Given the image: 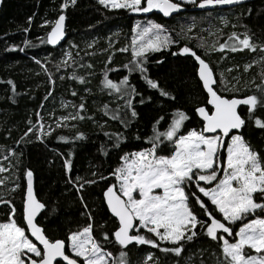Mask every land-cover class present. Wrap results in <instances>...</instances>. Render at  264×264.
<instances>
[{"label": "trees", "instance_id": "trees-1", "mask_svg": "<svg viewBox=\"0 0 264 264\" xmlns=\"http://www.w3.org/2000/svg\"><path fill=\"white\" fill-rule=\"evenodd\" d=\"M61 3L64 0H0V166L6 169L0 172V180L4 181L0 184V197L11 201V204L0 203V222L8 220L10 209L14 206L15 219L24 226V175L30 169L36 197L46 206L37 220L49 238L65 240L67 250L70 232L89 223L80 199L83 196L94 217V236L108 251L118 256L121 248L114 238L111 242L103 241V233H112L117 227L116 220L109 214L103 201V190L114 180L109 178L93 185L85 184L83 190L77 192L74 183H69V177L76 182L77 176L84 180H98V175H92L94 172L108 176L118 166L119 157L125 152L148 147L146 139L152 134L154 122L164 116L165 120L160 125L163 131L176 109L185 111L190 117L185 122L182 134L189 129L202 127L195 108L206 104L207 95L197 78V65L193 58L172 55L180 47L187 45L210 62L217 80L220 73L224 74L228 88L232 89L223 91L224 96L230 98L258 94L257 86L264 87V61L261 60L264 51L260 47L264 45V0L201 12L192 11L193 4H185L184 12L169 17H164L157 10L148 14L130 13L126 9L105 8L98 0H76L75 5L70 4L64 12L65 41L58 47H50L46 42L41 43V39L46 40L51 27L41 25L45 20L56 19ZM29 17H32L31 25L28 23ZM148 20L163 25L167 34L178 41L159 52L149 53L146 64L150 78L157 81L175 100L161 97L159 91L147 86L138 72L132 73L130 82L146 102L140 104V96L135 97L138 117L125 128L119 120L111 119L112 111L123 109L124 100L105 89L101 81L103 73L109 68L118 69L108 72L109 78L115 82L129 75L123 65L132 59L131 49L129 47L128 52H120L119 49L130 46L131 30L136 22ZM25 28L29 31L25 32ZM233 31L240 34L247 32L251 42L257 46L256 50H211L213 44L218 49L219 44L224 43ZM25 39L31 41V46L24 44ZM202 42L206 44L205 48L200 47ZM14 47L15 50H12ZM65 52H70L72 58L64 56ZM110 55L113 57L111 63L108 62ZM36 60L41 63L37 64ZM63 60H68V66L58 67ZM41 65L47 68V72ZM246 65H251L247 71ZM73 74L83 77L84 83L72 79ZM49 75L55 81L54 84L49 81ZM9 80L15 84V93L7 83ZM49 92L52 95L45 99ZM73 92L77 95L73 96ZM148 97H151L150 101ZM62 101L67 107L61 106ZM82 102L85 110L81 115L85 119L69 120L67 127L56 126L59 117L74 115ZM105 105L112 110L108 114H105ZM123 111L127 112L126 109ZM238 111L246 118V126L241 129L244 138L264 156V129L254 123L257 117L264 120V106L257 107L250 119L247 118V107L242 106ZM37 112L42 117L39 123L44 125L46 131L52 132L43 140L37 139L35 131L24 135L30 124L38 122ZM128 117L130 119V113ZM105 132L122 133L127 141L119 149L113 148L114 140H110ZM77 133H83L85 138L73 139ZM137 135L141 137L140 140L135 139ZM60 136L69 139L63 142L58 139ZM102 146L107 155L101 151ZM170 147L165 146L163 154H167ZM70 152L72 169L68 173L64 168V159ZM262 214L257 212V215ZM240 226L238 222L233 226L234 230ZM161 247L172 245L163 243ZM124 251L128 264H144L148 253L153 255L151 264H219L223 259L220 242L211 240L202 232L193 241L184 244L180 256L135 243Z\"/></svg>", "mask_w": 264, "mask_h": 264}, {"label": "snow or ice", "instance_id": "snow-or-ice-1", "mask_svg": "<svg viewBox=\"0 0 264 264\" xmlns=\"http://www.w3.org/2000/svg\"><path fill=\"white\" fill-rule=\"evenodd\" d=\"M196 2L197 0H98L100 5L108 9H126L130 13L158 10L164 17L180 11L184 3ZM241 2L242 0H199L198 7ZM75 3L76 0H64L60 5L58 18L43 22L41 27L50 26L51 30L47 33L46 40L41 39V43L57 45L65 37L64 12L70 4L74 6ZM28 23L31 25L32 17L28 18ZM24 31L28 32L29 29L25 28ZM131 32L130 46L119 49L120 52H128L129 47L131 49L132 59L123 65L129 75L115 82L109 78L108 72L118 69L109 68L103 73L104 78L101 81L105 89L124 100L123 109L112 111L105 105V114L112 111L111 119L119 120L125 128L138 117L135 97L140 96V104L146 102L136 86L130 82L132 73L138 72L147 86L159 91L161 97L175 100V97L162 89L157 81L150 78L146 64L149 53L159 52L178 41L167 34L163 25L152 20L137 21ZM24 44L31 46V41L25 39ZM200 47L205 48L206 44L202 42ZM256 47L247 32L240 34L233 31L224 43L219 44L218 49L213 44L211 50L255 51ZM260 47L264 51V45ZM12 50H15V47ZM172 55L191 56L198 65L196 75L207 94L206 104L195 108L202 121V127L189 129L182 134L185 122L190 117L185 111L176 109L171 113L172 118L163 131L160 130V125L165 117L160 116L154 122L152 134L146 139L148 147L125 152L119 157L118 166L112 169L108 176L94 172L92 175H98V180H84L77 176L78 183L69 177V183H74L77 192H81L85 184L93 185L109 178L114 180V183L103 190V200L109 212L118 221V226L112 233L104 232L103 241L111 242L114 238V242L121 248L119 255L114 256L94 236V217L83 196L80 199L89 223L77 231L70 232L67 237V248L75 258L66 254L65 240L49 238L37 220L38 213L46 206L34 194L33 172L28 169L25 171L27 190L23 200V222L26 228L15 219L16 209L13 206L8 220L0 222V264H78L77 258L81 264H128L124 249L133 243L159 248L164 253L171 252L180 256L184 244L193 241L199 232L213 241L220 242L223 259L219 264H264V214L257 215L258 211L264 213V156L254 150L244 138L240 130L246 126V118L238 111L241 105L247 106V118L250 119L257 107L264 106V87L257 86L258 94L244 98H227L222 94L223 91L232 89L228 88L224 74L220 73L217 80L210 62L197 54V51L185 45ZM64 56L72 58L70 52H65ZM112 58L110 55L109 63ZM261 60L264 61V57ZM36 63L41 62L36 60ZM60 66H68V60H63L58 65ZM41 67L47 72V68L43 65ZM250 67L251 65H246L245 70ZM71 78L84 83L83 77L73 74ZM49 81L55 83L51 75ZM7 83L15 93L14 82L9 80ZM51 95L52 92H49L45 99ZM72 95L77 93L73 92ZM150 100L151 97H148V101ZM61 106L67 107V104L62 101ZM125 109L127 112L123 111ZM84 110L85 104L82 102L74 115L59 117L56 126L67 127L69 120L85 119L81 115ZM36 116L38 122L30 124L24 135L28 136L35 131L37 139L43 140L52 132L46 131L44 125L39 123L42 119L39 112ZM254 123L258 128L264 129V120L261 118H255ZM104 134L114 140L113 148L116 149L127 141V137L122 133ZM84 138L83 133H77L73 139ZM58 139L67 142L69 138L60 136ZM135 139L140 140L141 137L137 135ZM167 145L171 147L168 148L167 154H163ZM101 151L105 155L108 154L103 146ZM71 156L70 152L64 159V168L68 173L72 169ZM4 171L6 169L0 166V172ZM3 182L0 180V184ZM0 203L11 204V201L0 197ZM238 222L241 226L234 230L233 226ZM28 233L42 248L29 238ZM163 243H169L172 247H161ZM152 259V253H148L144 264H151Z\"/></svg>", "mask_w": 264, "mask_h": 264}, {"label": "water", "instance_id": "water-1", "mask_svg": "<svg viewBox=\"0 0 264 264\" xmlns=\"http://www.w3.org/2000/svg\"><path fill=\"white\" fill-rule=\"evenodd\" d=\"M251 1H256V0H242V2L241 3H239V4H226V5H217V6H211V7H206V8H200V7H198V4H199V1L191 8V10L192 11H198V12H201V11H209V10H213V9H227V8H231V7H235V6H238V5H241V4H243V3H248V2H251ZM158 11V10H157ZM179 12V11H178ZM177 13V12H176ZM60 14V13H59ZM59 14L57 15V17L56 18H58V16H59ZM173 14H175V13H173ZM51 30V28L49 29V31ZM65 30H66V21H65ZM48 31V32H49ZM47 32V33H48ZM66 31H65V37L60 41V42H58V44L57 45H50V44H48L50 47H58L60 44H62L64 41H65V39H66ZM197 65V64H196ZM197 68H198V65H197ZM196 72H197V69H196ZM197 78H198V76H197ZM199 80V79H198ZM201 84V83H200ZM201 86H202V84H201ZM202 89H203V87H202ZM204 91V90H203ZM205 92V91H204ZM205 94H206V92H205ZM207 95V94H206ZM227 98H229V97H227ZM230 98H232V97H230ZM237 98H244V97H237ZM242 106H244V105H241L240 107H242ZM210 107V106H209ZM239 107V108H240ZM245 107H247V106H245ZM238 108V109H239ZM196 113V112H195ZM196 116H197V118L199 119V120H201L200 119V117L196 114ZM202 122V121H201ZM241 131V130H240ZM24 182H25V187H24V193H23V200H24V198H25V195H26V190H27V180H26V176L24 175ZM33 189H34V178H33ZM34 194H35V189H34ZM36 195V194H35ZM38 199V198H37ZM104 201V200H103ZM105 203V202H104ZM105 206H106V204H105ZM106 208H107V206H106ZM43 210V209H42ZM41 210V211H42ZM108 210V209H107ZM108 212H109V210H108ZM41 213V212H40ZM40 213H38V216H37V218L39 217V215H40ZM109 214L112 216V214L109 212ZM113 217V216H112ZM115 220H116V218L115 217H113ZM22 220H23V204H22ZM116 222H117V226H118V221L116 220ZM24 223V222H23ZM24 226H25V228H26V225L24 224ZM115 231V230H114ZM134 234V233H133ZM28 235H29V237L31 238V239H33V242L34 243H37V245L39 246V247H41L42 248V246L41 245H39V243L37 242V241H35V239L33 238V237H31V235H30V233H28ZM67 254V253H66ZM71 256V255H70ZM73 257V256H72ZM73 258H75V257H73ZM62 264H63V262H62ZM78 264H80V262L78 261Z\"/></svg>", "mask_w": 264, "mask_h": 264}, {"label": "rangeland", "instance_id": "rangeland-1", "mask_svg": "<svg viewBox=\"0 0 264 264\" xmlns=\"http://www.w3.org/2000/svg\"><path fill=\"white\" fill-rule=\"evenodd\" d=\"M198 1H199V0H197V2H198ZM197 2H196V3H197ZM185 4H192V3H184V4H182V7H181V10H180V11L184 12V11H183V10H184V7H183V6H184ZM193 5H195V4H193ZM219 10H221V9H219ZM153 11H155V10H153ZM153 11H151V12H153ZM180 11H179V12H180ZM149 13H150V12H149ZM177 13H178V12H177ZM142 14H148V13H142ZM223 18H225V17L223 16ZM122 77H123V76H122ZM122 77H121V78H122ZM117 82H118V81H117ZM234 134H235V133H234ZM229 138H230V137H229ZM29 238H30V237H29ZM67 250H68V252H69L72 256H74V254L71 253V250H70V249L67 248ZM78 259H79V258H78Z\"/></svg>", "mask_w": 264, "mask_h": 264}, {"label": "flooded vegetation", "instance_id": "flooded-vegetation-1", "mask_svg": "<svg viewBox=\"0 0 264 264\" xmlns=\"http://www.w3.org/2000/svg\"><path fill=\"white\" fill-rule=\"evenodd\" d=\"M39 247V246H38ZM66 253L68 254V255H71L69 252H68V250H66ZM72 256V255H71ZM74 257V256H73Z\"/></svg>", "mask_w": 264, "mask_h": 264}]
</instances>
